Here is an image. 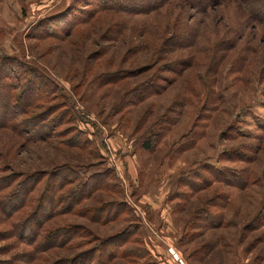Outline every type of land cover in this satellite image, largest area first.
<instances>
[{"label": "rangeland", "instance_id": "rangeland-1", "mask_svg": "<svg viewBox=\"0 0 264 264\" xmlns=\"http://www.w3.org/2000/svg\"><path fill=\"white\" fill-rule=\"evenodd\" d=\"M162 1L0 0V56L57 83L0 124V264H264V9ZM62 12L69 34L39 36ZM14 65L5 98L33 93Z\"/></svg>", "mask_w": 264, "mask_h": 264}, {"label": "trees", "instance_id": "trees-1", "mask_svg": "<svg viewBox=\"0 0 264 264\" xmlns=\"http://www.w3.org/2000/svg\"><path fill=\"white\" fill-rule=\"evenodd\" d=\"M97 1H100V3H99L100 5H104L105 1L106 2H111L110 3V8L115 7V5H114L115 2H117V3H119L120 5H123V6H129V4H134L135 5V3H136L138 5V7L141 8V10H147V7L148 8H153V6H156V5L160 6V4H162V2H164L162 0H137V1H133V0H97ZM258 1H259V3H258ZM263 2H264V0H257V2H256V4H258V7L261 10L264 9L263 8V6H264ZM254 9L255 8H253V10ZM258 12H262L263 13L264 11H260V10H257V9L255 10L256 17L258 19H263L264 20V18L261 15H258ZM70 14H68V15H70ZM63 15L64 14L62 12V13L55 14L53 16L50 15V16L44 17V19L41 21L42 24L39 25V26L43 27L44 30L41 31L39 36H41L43 34H44V36H47V37L48 36L49 37L57 36V34H59V31H57V27L60 28L62 26H63L62 27L63 29L61 30V32H63V35L64 34L68 35L69 32L71 31V29H70L71 26L68 25V24L71 21H73L74 19H76V14L72 13L71 16H70L71 18L68 20V22L66 21L67 17H65V15L64 16ZM75 24L76 23H74V25ZM64 26H66V27H64ZM19 64H21V63L19 62L18 59L14 58V57H9L6 54H2V56H0V76L3 75L4 78H6V79L11 78L12 77V71H13V69H12L13 65H14V67H16L19 70L21 68L25 67V69L27 71H25V70H23V71H25L26 74H28V75H30V77H32V79H30V81H27V83L29 84V87H32V89L35 86V81L36 80H37V83L41 84V86L47 88L46 93H42V94H48V92H52V91H54L57 88L56 87L57 83L54 80H52L51 78H49L48 76H44L43 74H41L36 69H34V68L31 69L27 65H24V64L19 65ZM9 65H10V67H9ZM185 65H186V62H185ZM164 89H165L164 86H161V85L157 86V84H154V80H152V82H149V83L145 84L140 90H138L139 91L138 92L139 93V98L141 100L142 98H144L148 94H151V92H154L152 94H157V93L161 92ZM29 90H30V88H28V87L26 88L25 86H23V89L20 91V94L18 93L17 95L13 96L12 92L10 91V93H8L9 96H7V98H5L6 94H3V95L0 94V97L4 98L5 103L7 101V106H4L5 109H3L4 110L3 114L1 113V115H0V117L3 118L4 121H1L0 124L2 123L3 126H8L9 124L13 125L16 122L17 116L19 114H23L24 115V114H26V112H29V109H30V106H31L30 102L32 101V99L34 97L35 98L37 97V94L40 93V88H35L34 87V89L32 91L33 92L32 94H31V91L29 92ZM43 98H47V97L45 96ZM66 112L69 114L70 118H72L71 111H67V109H66ZM61 120H62V118H61V113H60L59 115H55V118H54V120L52 122L60 124ZM48 125H49L48 123H46V125L45 124L43 125L45 130L46 129L49 130L50 126H48ZM44 128H42V129H44ZM153 145H154V143H152V140L148 139L146 141L144 140L142 142L141 146L145 150H153ZM57 169H62V167H58ZM34 178L36 179L35 176H34ZM76 181L78 182V180H76ZM100 184H101V182H100ZM78 185L79 184L77 183L76 187ZM81 186L82 185L78 186V190H76L78 193H76L75 195H72V196H74V198L78 197L79 192L81 193V191H82ZM91 186H93V185H91V183H90L89 187H91ZM93 188L91 187V189H93ZM29 189H30V185L28 186L27 184H21V185L16 186L15 188H13L9 192L8 196H6L4 198L3 203H2V210L7 211V214H9V215H11L15 211H17V209L19 207H22V205H24V202L26 200V197H27ZM39 212H42V208H40V209L38 208V210L36 211V214L34 213L35 215L32 217V221H34V224H30V226L31 225H35L36 226L35 228H37V226L40 224V220H39L40 217L39 216H40L41 213H39ZM48 214H49V212H48ZM42 222L44 223V221H42ZM27 223H29V221ZM28 225L26 227L23 226L21 229H23V231L26 230L28 228Z\"/></svg>", "mask_w": 264, "mask_h": 264}, {"label": "built area", "instance_id": "built-area-1", "mask_svg": "<svg viewBox=\"0 0 264 264\" xmlns=\"http://www.w3.org/2000/svg\"><path fill=\"white\" fill-rule=\"evenodd\" d=\"M179 263H180V264H183L181 260H179Z\"/></svg>", "mask_w": 264, "mask_h": 264}, {"label": "crops", "instance_id": "crops-1", "mask_svg": "<svg viewBox=\"0 0 264 264\" xmlns=\"http://www.w3.org/2000/svg\"><path fill=\"white\" fill-rule=\"evenodd\" d=\"M173 264H175V262Z\"/></svg>", "mask_w": 264, "mask_h": 264}]
</instances>
